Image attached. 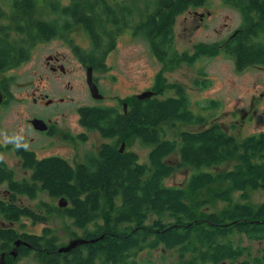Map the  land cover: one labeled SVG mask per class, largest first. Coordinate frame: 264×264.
<instances>
[{
  "label": "trees",
  "instance_id": "16d2710c",
  "mask_svg": "<svg viewBox=\"0 0 264 264\" xmlns=\"http://www.w3.org/2000/svg\"><path fill=\"white\" fill-rule=\"evenodd\" d=\"M125 1L87 0L95 13L86 10L81 2L68 6L49 2L57 16L51 22L37 19L36 0H16L15 17L11 20L0 6V75L16 64L18 56L20 60L28 57L32 44L28 37L32 34L34 41L39 38L41 41L58 37L66 29H84L98 53L104 39L99 21L110 23L117 29L115 34L131 26L134 35L151 44L157 58L172 65L181 63L184 58L176 48L177 19L191 9L204 7L208 0H141L145 16L133 25L130 18L135 17V12ZM226 1L236 2L242 8L247 23L225 42L226 53L234 59L238 71L264 68V0ZM90 57L94 62V55ZM3 80L7 90V80L5 77ZM150 92L151 97L136 100L123 113L111 107L80 108V125L111 141L101 144L95 156L84 161L72 164L60 156L38 159L34 151L15 150L23 162L25 175L18 177L5 165L0 167V184L13 192L6 201L0 199V218L7 223L27 218L44 224L42 216L20 207L17 198L35 200L43 193L54 201L64 199L68 203L65 208H60L58 201V207L45 206L47 214H62L70 219L73 240L87 243L60 254L57 237L47 227L39 235L6 228L1 231L4 249L11 252L15 243L22 240L27 246L17 248L18 259L34 254L42 264H151L149 259L140 261V257L159 247L168 251L179 248L178 264H195L198 260L222 264L240 259L241 264H264V251L253 254L240 247L242 236L252 241L264 240V201L254 209L245 201L244 193L249 188L264 193V134L246 137L239 143L235 136L213 124L168 139L164 125L204 127L207 118L193 112L183 89L169 98H159L156 91ZM208 105L205 109L220 108L218 101H210ZM135 140L152 147L148 164L142 163L137 153L121 152L117 147L119 143L122 147L123 143ZM176 153L179 162L171 163L168 159ZM232 161L235 162L232 168L221 169L222 165H232ZM183 168L191 170L185 184H166ZM236 191L243 192L242 203L219 214L202 211L217 200L229 205ZM166 217L173 221L165 223ZM194 254L199 259L186 257Z\"/></svg>",
  "mask_w": 264,
  "mask_h": 264
},
{
  "label": "rangeland",
  "instance_id": "374dc122",
  "mask_svg": "<svg viewBox=\"0 0 264 264\" xmlns=\"http://www.w3.org/2000/svg\"><path fill=\"white\" fill-rule=\"evenodd\" d=\"M15 1L0 0V6L5 9V17L8 20L15 17ZM49 2H59L63 6L81 2L86 10L91 9V12L95 13L92 3H87V0H36L37 19L51 22L57 18L52 13ZM124 3L131 5L135 12V17L130 18L131 25L139 23L145 16L144 1L126 0ZM256 18L253 16V19ZM21 23L22 26L25 25L24 22ZM99 23L104 39L98 53L84 29H66L57 39L38 46L33 44L39 42L40 38L34 41L32 34L28 37L32 42L28 57L20 60L18 56L16 64L2 75L8 81V87L6 101L0 106V146H5L0 159H3L5 167L13 170L18 177L25 175V172L21 168L19 156L15 153L16 147L34 151L38 159L60 156L75 164L95 156L101 144L111 142L103 140L96 132L86 131L80 125L78 108L93 107L97 104L85 90L83 81H87L86 70L78 62V52L83 56L94 55V62H97L98 70L94 75L98 78L102 95L106 97L99 107H111L123 113L125 105L129 106L140 100L137 96L147 90L156 91V97L159 98L174 97L178 95L179 89L185 90L193 112L207 118L206 126H188L182 123L164 125L163 132L168 139L178 138L183 131H197L213 124L221 126L228 134L235 136L239 143L246 137L264 134V68L249 67L238 71L234 59L224 49L225 42L231 35L247 24L243 10L236 2L230 4L226 0H208L204 7L191 9L178 17L175 26L176 48L184 60L173 65L157 58L151 44L143 37L134 35L131 26L115 34L117 29L110 26V23ZM27 27L26 25L24 29ZM10 41L13 43L14 38L11 37ZM56 54L66 57L67 75H56L46 68V57ZM67 82L73 90L67 88ZM38 89L50 98H69L68 105L46 107L35 104L34 98L39 96ZM34 92L37 94L33 95ZM210 101H218L220 108L215 111L205 109ZM61 112L66 114V118L60 120V124L68 128V133L61 134L59 140L35 134L28 126V120L37 116L47 117ZM117 147L121 150V143ZM125 149L137 153L140 161L148 164L151 146L145 145L141 140H135L131 144L125 143ZM168 160L177 164L179 155L176 153ZM234 163L232 161V165H222L221 169L232 168ZM190 173L191 170L187 168L178 170L172 178L166 180V184H185ZM6 189L7 185H0V197ZM242 193L234 192L229 205L217 200L202 211L219 214L236 203H242ZM244 193L247 195L245 201L254 209L264 201V193L261 190L249 188ZM17 200L19 206L29 208L42 216L46 222L34 223L24 218L14 225L16 230L39 235L47 227L57 237L60 247L67 246L73 240L72 221L62 214L48 215L45 210V206L49 204H57L58 207L59 200L54 201L43 193L35 200L26 197ZM119 203L120 201H117V205ZM171 221V218H165V223ZM233 242L237 245L238 239ZM240 247L257 254L264 251V240L252 241L242 236ZM14 254L17 255V252L14 251ZM186 257H190V260L199 259L197 254ZM146 259H149L151 264H178L179 248L172 251L163 247L155 251L147 250L141 255L140 261ZM242 261H226L222 264H241ZM0 264H3L2 260ZM8 264L42 263L32 254L15 262L9 261ZM195 264L212 263L198 260Z\"/></svg>",
  "mask_w": 264,
  "mask_h": 264
},
{
  "label": "flooded vegetation",
  "instance_id": "af4514ba",
  "mask_svg": "<svg viewBox=\"0 0 264 264\" xmlns=\"http://www.w3.org/2000/svg\"><path fill=\"white\" fill-rule=\"evenodd\" d=\"M231 37H232V35H231ZM57 38H58L57 36L49 37V38H41V42H39L36 46L42 45L44 43H47L48 41H52L53 39H57ZM229 39L227 41H230ZM96 51H97V49H96ZM76 57L78 59V62L81 65V67L84 70H86L87 81H85V80L83 81L85 90L90 95L91 99L93 101H96L95 103L97 104V106H93V107H99V106H101V105H99L100 102L101 103L105 102L106 97L102 95L101 90H100V86H99V82H98V78L94 75V72H97V70H98V67L96 66L97 62H91L92 57H90V55L89 56H83L79 52L76 54ZM96 58H97V55H96ZM66 60L67 59H66V57L64 55H60V54L48 55L46 57L45 66L53 74H56V75H59V74L67 75L68 74V69H67V66H66ZM90 68L92 69L93 83L97 86V88L99 90V93L104 97L103 99L96 100L91 95L90 86H89V83H88V71H89ZM4 83H5V81L3 80V76L0 75V90L4 94V100L0 104V106L3 105V103L6 101V97H7V90H5V88H4ZM67 88L69 90H73V87L71 86L70 83L68 84V82H67ZM37 92H39V89L37 90ZM36 94H37L36 92L33 93V95H36ZM38 94H39V96L34 98V103L35 104H39V106L41 105V106H46V107H51V106L57 107L59 105H65V104L68 105V99L69 98H65L63 96L62 97H58V98H50L48 94H44V93H41V92H39ZM66 95H68V94H66ZM71 100L73 101L72 98H71ZM129 109H130V104H129V106H126V105L124 106V112H127ZM79 110H80V108H78L77 112H79ZM65 118H66V114L64 112L57 113L55 115L47 116V117L37 116V117L33 118V120L34 119H41V120H43L46 123L47 129L45 131L36 130L34 128V126L32 125V123H31L32 120H28V126H30L31 131L33 130L35 134H39V135H41V136H43L44 138H47V139L59 140V137H60L61 134H64L65 132L68 133V128L63 127V125L60 124V120H64ZM91 132L98 133L97 131H91ZM106 140H108V139H106ZM2 147H3V151H4L5 150V146H2ZM70 147H72V146H70ZM19 148L21 149L22 147H16L15 150H17ZM22 149H25V148H22ZM125 150L126 149H124V151ZM1 153H0V155H1ZM22 163L23 162L21 161V165H22ZM3 165H5L3 159H0V167H3ZM0 185H3V184H0ZM11 193H13V192H10V191H8V189H6L4 195L2 197H0V199H4L6 201L7 198L9 197V195H11ZM18 198H20L22 200L24 197L20 196ZM20 207H24V206H20ZM21 220H23V218ZM18 223H19V221L18 222H13V223H7L4 219L0 218V256L4 255V259H5V263L6 264H8L9 261L15 262V260H17L18 257H19V252L16 250L17 255L14 257L11 254V252H9L8 250L4 249L5 241L2 240L3 236L1 235V231L6 229V228H15L14 225H16Z\"/></svg>",
  "mask_w": 264,
  "mask_h": 264
},
{
  "label": "water",
  "instance_id": "95a60500",
  "mask_svg": "<svg viewBox=\"0 0 264 264\" xmlns=\"http://www.w3.org/2000/svg\"><path fill=\"white\" fill-rule=\"evenodd\" d=\"M88 83L90 86V91H91L92 97L96 100L103 99L104 97L99 93L97 86L93 83V76H92V69L91 68L88 71ZM152 95H153L152 92L146 91L144 94L137 96V98L140 100H143L145 98L151 97ZM3 100H4V94L0 90V104L3 102ZM31 123L36 130L45 131L47 129L46 123L41 119H34L31 121ZM124 149H125V143L122 144L121 152H124ZM67 205H68V203L66 200H64V199L59 200L60 208H65ZM96 241L97 240H92V242H96ZM85 243H87V242L85 240H82V239L72 240L67 246H63V247L59 248L58 252L60 254H67V253H70L73 249L77 248L79 245H83ZM22 245L27 246V244L24 243L22 240H18L15 243L14 249L11 251V254L14 257L16 256L14 254V251H16L17 248L21 247ZM1 260L3 261V264H6L5 259H4V255L0 256V261Z\"/></svg>",
  "mask_w": 264,
  "mask_h": 264
}]
</instances>
